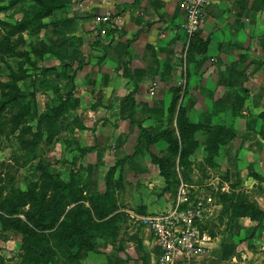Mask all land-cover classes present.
<instances>
[{
	"label": "crops",
	"instance_id": "obj_1",
	"mask_svg": "<svg viewBox=\"0 0 264 264\" xmlns=\"http://www.w3.org/2000/svg\"><path fill=\"white\" fill-rule=\"evenodd\" d=\"M180 1L91 0L93 31L84 37V49L91 50L89 62L86 53L79 58L93 71L91 86L87 85L91 93L89 96L88 89H81L78 94L86 108L100 109L97 117L107 122V130L123 142V148L135 145L137 133L120 117L134 108L133 119L149 132L176 126L173 112L168 116L176 92L184 93L176 108H184L191 123L222 130L216 134L218 140L231 130L234 138L219 145L214 164L201 168L204 178L195 177L192 185L187 183L210 205L209 226L216 220L223 222L220 232L209 234L212 241L206 256L178 259L176 264H264V219L258 223L248 217L231 218L229 211H222L219 197L231 195L225 205L239 197L264 211V0L213 1L205 7L203 24L188 44ZM107 14L109 20L102 21ZM202 137L199 133L198 139ZM199 152L201 160L207 156L203 149ZM148 181L138 183L146 184L148 191L164 187L161 178L156 185ZM133 184L134 188L137 184ZM153 201L145 198L132 208L137 210L141 204V215H150L172 207L164 209V202L158 205ZM231 220L237 224L229 223ZM147 237L146 232L144 237L138 236L141 259L123 264H149L147 260L153 264L158 251H153ZM234 237L244 239L228 246ZM132 242L127 241L126 252L128 257L138 258ZM91 254L113 263L108 252ZM89 259L92 256L79 262Z\"/></svg>",
	"mask_w": 264,
	"mask_h": 264
},
{
	"label": "rangeland",
	"instance_id": "obj_2",
	"mask_svg": "<svg viewBox=\"0 0 264 264\" xmlns=\"http://www.w3.org/2000/svg\"><path fill=\"white\" fill-rule=\"evenodd\" d=\"M57 2L61 7L52 14L37 17V1L17 0L13 4V0H0V8H3L0 10V203L12 194L11 191L25 192L31 185H38L37 192L41 193L40 188L48 180L46 176H53L61 182H71V194L66 197L68 223L65 227L71 224L72 219L81 223L84 229L107 224L105 236L95 239L96 250L105 254L108 252L113 263L123 264L124 261L139 259L142 245H138V236L144 237V232L148 234L153 251L155 248L159 253L149 228L138 220L154 214L141 215V204L137 210L132 208L133 203L138 204L145 198L153 199V204L160 205L164 202V209L173 206L175 202L174 192H164L165 183L164 187H153L151 192L145 189L146 184L138 183L149 180L148 182L156 185L160 178L164 182L160 174L157 175L159 170L152 161V156L163 159L175 171L180 182L192 185L195 177L204 178L203 173H200L201 168L205 167L204 164H214L218 153L208 163L207 156L202 157V160L199 158V149L207 153V134L204 133L206 128L195 130L192 139L187 135H179L177 121L176 126L149 132L133 119L134 108L132 117H120L127 119L137 133L135 145L123 148V142L114 139L107 130V122L102 117H97L100 109L86 108L80 98L81 93L78 94L81 89H88L86 93L89 96L91 93L87 85L91 86L93 71L85 68L88 63L79 58H84L83 54L86 53L85 60L89 62L91 50L84 49V37L93 31L91 28L95 15L91 13L92 2ZM89 39H92L91 35ZM86 69L89 73L85 74ZM175 94L177 101L172 109L168 108V116L171 118L173 112L178 119L182 111L189 119L184 108H176L184 93ZM126 97L131 98L130 95ZM141 129L147 132L151 140L157 139L145 141L141 137ZM199 133L203 136L201 140L198 139ZM168 139L177 145L171 146ZM192 149L194 152L188 154ZM176 150H181L183 155ZM197 159L200 161L194 162ZM182 164L185 165L181 166ZM110 168L113 171L106 179ZM106 180L112 187L111 200H114L116 209H112L105 217L101 207L105 200H109L104 198ZM132 184L136 185V189L131 187ZM191 192L195 197L192 188ZM46 194L49 198L51 190ZM1 209L0 214L5 218ZM27 210L28 207H25L21 212ZM18 217L25 220L22 215ZM1 223L2 219L0 264H21L22 256L26 254L23 246H27L29 242H37L44 247V250L36 253L40 256H31L38 264H64L67 256L72 254L71 247L66 246L67 243L63 240L61 243H65L60 248V241L54 235L55 230L43 233L39 231L29 241L21 232ZM222 223L221 220H216L209 226V222H205L202 228L209 230L211 236H216ZM229 223L234 224L235 221L231 220ZM129 232L133 234L130 235ZM67 234L65 229L63 236H68ZM243 239L234 237L226 244L232 247L231 244ZM128 240L135 243L138 258L128 257ZM89 256H92L91 261L89 259L77 264H107L102 261L103 257L100 256L102 260H99L96 254L88 253L83 258ZM148 257L149 255L147 259ZM147 262L152 264L150 260ZM155 262L157 258L153 264Z\"/></svg>",
	"mask_w": 264,
	"mask_h": 264
},
{
	"label": "trees",
	"instance_id": "obj_3",
	"mask_svg": "<svg viewBox=\"0 0 264 264\" xmlns=\"http://www.w3.org/2000/svg\"><path fill=\"white\" fill-rule=\"evenodd\" d=\"M15 1L17 0H13V4L15 3ZM34 1H37L39 4V8L37 10L38 12L36 15L37 17L48 16L61 7V4L57 2V0ZM1 9L3 8H0V10ZM22 26H25V24H22ZM176 101L177 96L175 94L172 98L169 109H172L174 107ZM132 110L133 109L131 108L130 114L128 116L132 117ZM181 113L182 111L179 113L180 116H178L177 119V126L180 136L184 137L187 135L189 139H192L195 130L199 131L201 130V128L207 129L206 132H204L205 135L207 134V143L205 144L208 158L206 159L207 163L217 155L219 145L226 144L234 138V134L231 132V130H228L226 131V137L223 140H218L216 138V134L222 132V130L213 131L209 126L195 125L190 122L185 113ZM141 137L142 139H145V141L147 140L149 142L157 139L154 138L151 140L147 132L142 129ZM169 144L173 147L177 145L176 142L173 141H169ZM176 152L181 154V150H176ZM192 152H194V149L189 150L188 154ZM152 161L155 163V165H157L159 174L164 179V192H174L176 194L177 188L180 184V180L177 177L175 171L171 170V168L164 162V160L160 159L159 157L152 156ZM183 165L185 164H182L181 166ZM112 171L113 168H110L107 171V174L105 176L106 179L108 178V175L112 173ZM46 178L48 180L45 182L43 187L40 188L41 193L37 192L38 185L29 186L25 192H22L21 190L11 191L12 194L5 198L2 204L0 203V208H2V212L6 215L5 218H2L3 216H1L0 214V219H2L3 221V223L1 224L10 227V229L21 232L23 237H26L27 239L29 238V241L32 240V237L37 236L39 231L43 233L48 230H50L51 232L55 230L54 235L56 236V239H59L60 241V248L61 244L66 242V246L71 247L70 249L72 250V254H69L67 256L66 262L64 264H77L81 259H83L84 255L96 251L95 239L99 238L100 236H105V226L107 224L104 226L97 224L95 225V227L86 228V230L82 227L81 223L75 222L72 219L71 224L65 227V225H67L68 223L66 220L67 215L65 211V208L68 206L66 197L71 194V182H61L53 176H46ZM105 187L106 190L104 198H109V200H105L104 205L101 207V210L103 212V216L106 217L110 214L112 209H116V206L113 203L114 200H111L112 187L108 185V180L105 181ZM48 190H51V195L49 198H47L46 194ZM219 197L223 201L222 211H229V215L231 218L237 219L240 217H248L251 220L257 221L258 223H261L263 221L264 211L260 210L255 204L238 197L235 199L233 198V200H235L236 202L225 205L227 200H232L231 195L229 196L226 194H221ZM25 207H28V210L21 212V210ZM20 215H22L25 220L20 219L18 217ZM85 215L86 214H83V216ZM65 229L66 231H68V236H65L66 238L63 236ZM61 240L65 242L61 243ZM36 243L32 244L29 242L27 246H23V250L26 251V254L22 256L21 264H38L37 262L33 261L31 256H40V254L36 253L39 250H44V247Z\"/></svg>",
	"mask_w": 264,
	"mask_h": 264
},
{
	"label": "built area",
	"instance_id": "obj_4",
	"mask_svg": "<svg viewBox=\"0 0 264 264\" xmlns=\"http://www.w3.org/2000/svg\"><path fill=\"white\" fill-rule=\"evenodd\" d=\"M213 1H180L185 15L187 44L200 30L204 9ZM109 16L105 15L102 21L109 20ZM191 194V187L180 182L175 202L169 210L138 219L153 235L154 245L159 250L156 264H176L178 259L189 260L207 255L212 238L202 225L210 217L211 207L204 199Z\"/></svg>",
	"mask_w": 264,
	"mask_h": 264
}]
</instances>
